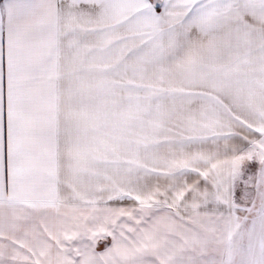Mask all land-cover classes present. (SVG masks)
<instances>
[{"label":"snow or ice","instance_id":"snow-or-ice-1","mask_svg":"<svg viewBox=\"0 0 264 264\" xmlns=\"http://www.w3.org/2000/svg\"><path fill=\"white\" fill-rule=\"evenodd\" d=\"M0 264H264V0H0Z\"/></svg>","mask_w":264,"mask_h":264}]
</instances>
